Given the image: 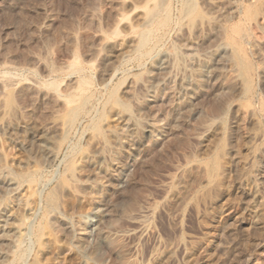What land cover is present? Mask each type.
Masks as SVG:
<instances>
[{
  "label": "rangeland",
  "instance_id": "374dc122",
  "mask_svg": "<svg viewBox=\"0 0 264 264\" xmlns=\"http://www.w3.org/2000/svg\"><path fill=\"white\" fill-rule=\"evenodd\" d=\"M0 264H264V0H0Z\"/></svg>",
  "mask_w": 264,
  "mask_h": 264
},
{
  "label": "bare ground",
  "instance_id": "6f19581e",
  "mask_svg": "<svg viewBox=\"0 0 264 264\" xmlns=\"http://www.w3.org/2000/svg\"><path fill=\"white\" fill-rule=\"evenodd\" d=\"M219 181V180H218ZM219 183V182H218ZM216 186V185H215ZM139 225V227H141V224H138Z\"/></svg>",
  "mask_w": 264,
  "mask_h": 264
}]
</instances>
